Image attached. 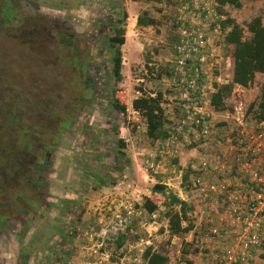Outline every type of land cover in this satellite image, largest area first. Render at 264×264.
<instances>
[{
	"label": "rangeland",
	"instance_id": "rangeland-1",
	"mask_svg": "<svg viewBox=\"0 0 264 264\" xmlns=\"http://www.w3.org/2000/svg\"><path fill=\"white\" fill-rule=\"evenodd\" d=\"M26 1L30 2L29 7L35 14H39V24L49 18L53 24L64 22L74 31L83 32L82 40L77 42L78 46L72 47L90 52L93 56L94 70H90L87 76L92 83L94 81L95 99L90 106V113L89 110L83 112L70 132L61 135L60 144L50 159L49 175L44 180L46 193L40 191L45 196V205L36 206V210L35 207L30 209V203H36L30 201L33 200L31 197H36L38 192H22L19 179L12 186L23 200L19 208L23 207L21 210L25 213L21 218L28 223L22 228L26 231L24 234L18 232V235L11 238L17 243L30 238L28 241L31 242L32 255L35 257L29 260L32 264H143L141 254L147 246L164 254L171 263L187 258L193 264H212L213 254L208 244L203 243L207 228L193 209L187 213V220L183 223L192 225L191 230L177 240H171L167 231L164 233V213L169 207L166 198L168 193L190 204L187 187L189 176L182 182V175L188 173L189 164L196 161L198 153L224 147L216 139L200 143L195 133L190 134L184 128L176 130L179 136L175 147L166 146L164 142H150L144 135L143 120L130 108L131 100L140 94L159 92L166 115L171 117L169 115L173 114L172 109L177 105L175 99L180 97L179 89L165 73H159L157 77L155 70L158 66L166 69L172 60V48L175 39L177 42L179 38L174 25L182 0ZM238 3L239 8L225 6L222 14L241 26L243 37L247 38L249 35L245 31V24L253 17H259L264 25V0H240ZM29 7L25 6L24 10L31 18ZM143 13L155 20L154 26L135 25L136 17ZM30 18L27 19L29 26L37 23ZM115 19H123L125 31L124 43L120 47L122 80L119 83L106 79L110 70L109 54L107 49H103L106 37L112 34L110 28L106 29L104 25L112 20L115 22ZM93 25H96L95 28ZM198 25L205 27L207 21H200ZM25 29L22 34L11 31L9 36L12 42L0 38V81H6L5 86L0 87V99L10 92L13 99L21 102L23 118L44 127L48 122L32 103L43 97L42 93H46V89L53 88L58 94L52 90L44 96L61 97L57 104L59 110L63 114L70 112L69 90H76L75 76L70 55L56 44L49 45L42 41L37 43L33 53L37 52L38 58L33 62L21 45L30 35L26 34L30 29ZM41 30L36 29L31 36L37 38L36 33ZM44 30L48 41L50 29L47 27ZM198 33L205 35L203 31ZM210 52L213 58L203 65L208 80L222 77L225 69L229 68V63L226 67L224 60L214 57V49ZM215 70L216 75L213 76ZM261 83L262 75L257 74L254 85L242 94L231 95L226 101L227 105L231 107L238 99L246 107L255 106L259 100ZM140 88V92L136 91ZM72 91L71 97L80 95L75 92L72 94ZM115 91L118 103L125 106L124 114L113 113L107 104L113 100L112 92ZM44 107L49 110L51 108ZM4 110L0 107V123L6 120L2 117L3 112H9ZM227 115L229 113H221L214 119V134L217 133L223 140L233 135V125ZM254 115L251 108L247 123ZM176 120L178 118L172 115V121L177 123ZM220 122L225 125L222 126ZM251 126L248 125L253 129ZM88 130L94 136L88 135ZM24 169L21 166L20 172L25 174ZM25 177H30V174L26 173ZM156 183L164 186V195L151 192ZM145 197L157 206L151 215L141 208ZM8 208L0 203L1 212ZM171 208L176 210L177 207ZM77 217L79 221H76ZM120 235L126 237L123 245L115 249ZM183 248L187 252L185 255L180 253ZM1 253L4 250H0ZM3 257L0 255V260L7 264L9 259L6 257V261ZM249 262L263 263L258 255L257 260Z\"/></svg>",
	"mask_w": 264,
	"mask_h": 264
},
{
	"label": "trees",
	"instance_id": "trees-1",
	"mask_svg": "<svg viewBox=\"0 0 264 264\" xmlns=\"http://www.w3.org/2000/svg\"><path fill=\"white\" fill-rule=\"evenodd\" d=\"M161 1L163 0H145V2ZM186 2H189V0H182L181 4ZM29 5L30 2H27L26 0L25 2L24 0H0V38L4 37L8 39L9 42H12V38L9 36L11 31H19L18 33L22 34L25 33L24 30L28 27L30 32L26 34L30 33V35L25 42L20 44L23 46L24 52L31 56L33 62H36V59L38 58V56H36L37 52H33L37 43L42 41L43 43L54 45L50 38L46 41V30L43 31V29L49 27V34L59 41L60 45L58 46L63 48L62 51H67L70 55L71 62H74V64H71L75 69L74 84L76 90L74 88L72 89L73 91L69 90L68 100L71 105V110L70 112H65V114H63L57 106L58 100H61V97L52 95L44 96L52 90L54 93L58 94L53 88L46 89V93H42L40 90V93L44 94L43 97L34 101L32 105L38 108V112H40L41 117L48 122V125L39 127L33 122H28V118H23L22 111H20L22 109L21 102L13 99L11 93L4 88L9 95L0 99V107L2 109L5 108L4 111L9 110V112H3L2 114V117L6 119L5 123L8 126L5 125L4 122L0 123V128H2L0 129V203H3L7 207H17V209L22 206L21 204L23 200L15 189L12 188V186L16 184L15 181L19 179V182H23V185L26 186L28 190L38 192L36 193V197H31V199H33L31 200L32 202L40 204L45 200L44 194L40 193V191L46 193L45 186H43L45 184L41 179L37 180V176L43 173V169L49 168L51 163L50 159L55 149L58 147L60 135L63 131H67L77 116L80 115L78 114L79 108L91 105L95 99L92 81L85 76V63H87L88 57H85L82 63H78L80 61L76 59L77 57H80V55L76 56V52L67 48L71 39H69L66 34H63L64 29L59 27L57 31H53L55 30L53 27L54 25L48 20H44L43 24H39V14H35ZM209 5L212 16L207 20V25H205V27H201V25L196 26L198 30L203 31L205 35L210 38V42L206 46V52L203 53V56L205 57V62H209V59L213 58L210 50L214 49L215 58H231V78L223 80L222 82H217L215 80L217 76L210 80L206 79L207 73L202 71V69L200 70V63H198V57H196L193 61V66L198 68V76L194 79L192 88H189L184 82L180 81L173 69L175 39L170 65L166 67V69L158 66L155 72H157V77L160 76L159 73H165L167 78L172 80L173 83H175V86L179 89L180 97L175 99L177 105L172 109L173 117H175V119L178 118V121L176 120L177 123L172 121V115L168 114L171 117L166 115L161 104V96L159 92L157 94H140L130 102L131 110L143 120L144 135L150 142H164L166 146L172 145V147H175L178 144L179 136L177 135L176 130L184 128L186 131H189L190 134L195 133V136L200 143H204L205 140L216 139L215 141H217L222 147H225L227 145V139L234 138L235 134L234 136L231 135L232 137H226L224 140L222 137L218 136L217 133L214 134L215 127L212 116L220 115L221 113H229L231 108L227 105L226 101L230 97L233 88L238 86L244 90L249 89L254 84L257 74L262 75V83L259 89V100L255 106L247 105L245 117L247 118L248 111L253 108L255 115L250 119L249 123H247V121L246 123L250 126L252 125L255 129L258 128L259 130L264 131V25L259 17H253L245 24V31L249 36L244 38L243 28L234 20L230 19L228 16L224 17L222 14V9L225 6L229 5L234 8H239L240 5L238 0H210ZM25 6L31 9V18L30 14L26 13L24 10ZM25 14L29 16L30 19L37 21V23L29 26L27 23V19L29 20V18L26 19ZM33 14L35 16H32ZM123 18H125V14L123 15ZM45 21L47 22V25L45 24ZM113 23L115 24H113L111 30L112 34L111 36L106 37V43L103 49H107L109 54L108 63L110 65V70H108L106 79L112 80L114 83H119L122 80L120 73V47L124 43L125 31L124 26H122L123 19H115V22ZM108 25L109 24H107V27ZM135 25L137 27H152L155 25V20L143 13L136 17ZM40 28L42 30L38 31L39 33H36L37 38L35 36L32 37L31 34L35 32L36 29ZM214 35H216L215 38ZM187 66L189 68L190 65L188 64ZM5 68L7 69V64L5 65ZM147 70H150V68ZM186 74L188 80L193 78L192 72L189 70ZM212 75H216V70ZM4 84H6V81L4 83L0 81V87L5 86ZM207 89H210V91L208 92ZM181 90L183 94L181 93ZM71 91L72 94L75 92L80 93V95L71 97ZM136 91L140 92L141 88ZM115 93L116 91L112 92L113 100L107 102L109 109L115 114H124L125 106L124 104L118 103V98ZM189 98L191 102H195L198 106L205 103L204 115H201V119H199L197 125L189 119V112L192 111L189 105V100L188 102L186 100ZM40 100L42 102H40ZM42 105L51 108L49 110ZM55 109L57 111L59 110L58 113ZM81 112L82 108L79 113ZM220 123L222 126L225 125L224 122ZM203 130H206V135L202 134ZM88 135L94 136L90 130H88ZM27 140H29L28 145L25 144ZM233 140L234 139H231V141ZM120 143L122 144V142ZM21 166L25 167V174L29 173L30 177H25V174L20 172ZM189 173L190 171L182 175V182L185 181L187 176H189ZM164 190V186L159 183L154 184L151 188V192L161 195L165 194ZM166 198L169 204L168 210L164 213L166 219V231L169 236L180 237L191 230L192 225L183 224L187 220V213H190L192 210L191 206L169 193L166 194ZM36 203H33V208L36 206ZM171 207L177 208L175 210ZM141 208L146 214L151 215L156 211L157 206L145 197L143 198ZM3 212L0 210V218L3 217L1 216V213ZM4 218L5 216L1 221H3ZM71 220L74 221V219ZM76 221H79L78 217ZM124 236L125 235L119 236V240H117L115 244V249L120 248L123 245L126 237ZM259 249L262 251L264 249V244ZM180 253L182 255L187 254L186 249L183 248L180 250ZM259 253L262 255L263 252ZM141 260L143 261V264H193L192 261L187 258H181L176 263H171L164 254L153 250L151 246L144 248L141 254ZM249 261L246 263L249 264Z\"/></svg>",
	"mask_w": 264,
	"mask_h": 264
},
{
	"label": "built area",
	"instance_id": "built-area-1",
	"mask_svg": "<svg viewBox=\"0 0 264 264\" xmlns=\"http://www.w3.org/2000/svg\"><path fill=\"white\" fill-rule=\"evenodd\" d=\"M209 1L181 4L175 23L179 38L174 47L173 69L189 88L198 76L193 61L198 57L203 71V53L210 42L196 28L200 21L212 16ZM188 70L193 75L189 80ZM243 92V88L235 86L231 95ZM186 100L192 109L189 119L197 125L205 108L190 98ZM230 108L227 117L233 125L234 138L227 139L223 149L201 151L189 165V206L207 228L203 243L213 254L212 264H245L251 260L252 252L264 244V131L248 127L242 100L236 99ZM202 134L206 135V130ZM261 252L264 263V249Z\"/></svg>",
	"mask_w": 264,
	"mask_h": 264
},
{
	"label": "flooded vegetation",
	"instance_id": "flooded-vegetation-1",
	"mask_svg": "<svg viewBox=\"0 0 264 264\" xmlns=\"http://www.w3.org/2000/svg\"><path fill=\"white\" fill-rule=\"evenodd\" d=\"M47 20L48 21H52L49 18ZM63 23L64 22H60L59 21L57 24H53L56 27L54 31H57L59 29V27H62L64 29L63 30V34L64 35L66 34L69 37V39H71V41H69V43H68L69 46L67 48L70 49V50H73V52H76V56L80 55V57H77V60L80 61L78 63H82L84 58L88 57V61H87V63H85V71H86L85 76H87V74L89 73L90 70H92V71L94 70L92 54L90 52L88 53V52H85V51L83 52V51H80V50L79 51L75 50V48L72 47V46H78L77 42L81 41L82 40V36H84L82 34L83 32L74 31V29L69 28L67 25H65ZM93 26L95 28L96 25H93ZM104 26L106 27V29L110 28V30H112L113 20L110 21L108 27H107V25H104ZM48 36L52 40V42H54V44L60 45L59 41L57 39H54V37L51 36L50 34ZM72 64H74V63H72ZM97 67L98 66H96L95 69H97ZM72 68H73V71H74L75 70L74 66H72ZM73 73H74V76H75V71ZM87 78H89V77L87 76ZM90 81H92V80L90 79ZM92 84H93V89H94V86H95L94 85V81H93ZM90 106L91 105H89L87 107H80L79 110H78V114H80V115H78L77 118L73 121V123L71 124L70 128L67 131H63V132H68L69 133L71 128L73 127V125L77 124L78 119L81 117V114L83 112H87V110H89L88 112L90 113V111L92 110ZM81 108H82V112L79 113ZM62 133H61V135H62ZM61 135H60V138H61ZM56 149H55V151H56ZM47 158H48V156H47ZM49 171H50L49 168L43 169L42 170L43 173L41 175L37 176V180L41 179L44 182L45 185H43V186H45L46 190H47V187H46V182L44 180H45L46 176L49 175L48 174ZM20 185L22 187V192L29 191L27 189V187L23 185V182H21ZM42 205H45L44 201L42 203H40V204L36 203L37 207L42 206ZM32 206H33V204L30 203V209L33 208ZM36 206H35V210H36ZM15 209H17V207H11L10 206V208H8V210H6L5 212L1 213L2 214L1 216H3V217L5 216V218L3 219V221H1V219L3 217L0 218V250L1 251L4 250V253L3 254L1 253L0 255L4 256L2 258L3 260L7 261V259H9L7 264H32V261H29V260H32L35 257H33V255H32L31 242L28 241L30 238L29 239L27 238V239L23 240V242L21 241L22 243L18 242L19 244L15 240H13L11 238L12 236L15 237L16 235H18L19 234L18 232H20L21 234H24L26 231L23 230L22 228L25 226V224L28 223V221L26 219L23 220L21 218V216H23L25 211L21 210V208H18L17 210H15ZM8 236H9V239H7ZM19 237L22 238V236H19ZM9 244H11L10 247H9ZM12 244H14V246H12ZM6 257H7V259H5ZM8 257H10V258H8ZM0 262H1V264H5V262H2L1 260H0Z\"/></svg>",
	"mask_w": 264,
	"mask_h": 264
},
{
	"label": "crops",
	"instance_id": "crops-1",
	"mask_svg": "<svg viewBox=\"0 0 264 264\" xmlns=\"http://www.w3.org/2000/svg\"><path fill=\"white\" fill-rule=\"evenodd\" d=\"M240 0H238V2H239ZM222 60H224V62H225V65H226V67H228V63H229V68H227V70L225 69V73H223L221 76L222 77H220V76H217V77H219V79H217V82L219 81V82H222L223 80H228V79H230L231 78V73H232V59L231 58H224V59H222ZM206 79H207V77H206ZM208 81V80H207ZM254 85V84H253ZM208 90V92L210 91V89H207ZM247 91V90H246ZM208 94V93H207ZM231 96V95H230ZM227 101H228V99H227ZM202 105V107L203 108H205V104L203 103V104H201ZM215 117H216V115H214V116H212V119H215ZM164 233H166V230H164ZM169 237H171L170 239L171 240H177L178 239V237H175V236H169ZM259 252H261V250L258 248V249H256V250H254L253 252H252V256H251V259L252 260H257V255L261 258L262 257V255H261V253H259ZM259 253V254H258ZM251 261V260H250Z\"/></svg>",
	"mask_w": 264,
	"mask_h": 264
}]
</instances>
